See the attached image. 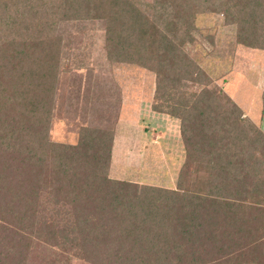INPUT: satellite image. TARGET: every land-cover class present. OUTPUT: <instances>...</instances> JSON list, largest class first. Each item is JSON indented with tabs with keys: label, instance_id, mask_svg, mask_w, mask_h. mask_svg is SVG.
<instances>
[{
	"label": "trees",
	"instance_id": "16d2710c",
	"mask_svg": "<svg viewBox=\"0 0 264 264\" xmlns=\"http://www.w3.org/2000/svg\"><path fill=\"white\" fill-rule=\"evenodd\" d=\"M203 11L236 23L237 43L264 49L262 0H154L152 21L131 0H0V264L20 262L38 222L35 237L60 246L63 233L38 215L47 151L58 160L49 187L70 206L78 256L105 264H264V195L256 194L264 187V158L247 154V166L239 154L264 136L233 103L220 117L229 116L235 133L217 127L209 89L182 113H166L180 118L187 161L194 154L215 161H206L204 182L215 195L109 179V131L83 130L73 145L46 140L57 20L106 17L109 59L144 64L158 76L159 68H178L193 14Z\"/></svg>",
	"mask_w": 264,
	"mask_h": 264
},
{
	"label": "rangeland",
	"instance_id": "374dc122",
	"mask_svg": "<svg viewBox=\"0 0 264 264\" xmlns=\"http://www.w3.org/2000/svg\"><path fill=\"white\" fill-rule=\"evenodd\" d=\"M153 1L131 0V3L145 19L152 21ZM170 1L166 0L167 4ZM106 21V17L98 15L56 21L52 30L57 44L53 58L56 68L53 89L46 100L50 109L46 140L73 145L83 130H88L87 134L103 131L104 135L109 131L112 134L106 172L109 179L214 194L204 182L208 178L206 161H215L206 156V151L203 157L194 154L186 160L179 133L180 118L166 111L174 107L182 113L201 89H209L213 93L212 113L218 116L214 121L217 127L231 128L235 133L229 116L225 120L220 117L224 112L228 115L225 108L233 103L239 109L240 119L249 121L264 136L261 113L264 49L237 43L236 23H226L222 13L195 12L189 38L180 45L178 68L157 66L160 69L157 76L144 64L109 59ZM156 21L159 27L164 20L158 17ZM258 33H264V25ZM186 69L193 71V80H189ZM263 144L264 141L246 142L245 152L239 154L247 166L252 164V159L246 160L247 154L250 158L251 155L264 158ZM51 152L45 155V187L39 196L38 215L40 222L51 220L63 233L60 246L35 237L40 228L37 221L30 233L28 250L18 264H105L104 258L92 262L91 256H78L81 252L77 243L81 238L77 230H72L70 206L57 199V193L49 187L54 186L52 172L58 165ZM262 169L264 176V166ZM256 194L264 195V187ZM262 200L260 205L264 206ZM38 234L42 236V232ZM6 264L14 263L7 259Z\"/></svg>",
	"mask_w": 264,
	"mask_h": 264
}]
</instances>
